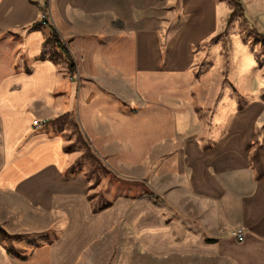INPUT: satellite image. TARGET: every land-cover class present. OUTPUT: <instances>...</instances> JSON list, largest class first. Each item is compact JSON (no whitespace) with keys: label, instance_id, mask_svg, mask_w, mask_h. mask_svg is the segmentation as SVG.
<instances>
[{"label":"crops","instance_id":"1","mask_svg":"<svg viewBox=\"0 0 264 264\" xmlns=\"http://www.w3.org/2000/svg\"><path fill=\"white\" fill-rule=\"evenodd\" d=\"M226 14L219 0H0V190L52 218L31 229L59 225L78 254L114 230L135 241L120 255L264 264V124L221 103L203 120L191 102L195 48ZM65 115L119 174L149 175L154 195L95 211L56 125Z\"/></svg>","mask_w":264,"mask_h":264},{"label":"rangeland","instance_id":"2","mask_svg":"<svg viewBox=\"0 0 264 264\" xmlns=\"http://www.w3.org/2000/svg\"><path fill=\"white\" fill-rule=\"evenodd\" d=\"M219 1L226 5L227 14L221 31L195 48L192 70L198 89L191 96V102L196 115L203 120L213 117L215 106L221 103L223 108L231 104L239 117L250 114L264 124V0ZM56 125L63 128L74 155L73 169L84 171L89 178V199L95 211L105 209L107 203L120 197L139 199L154 195L149 175L139 179L133 174H119V168L95 153L83 134L80 137L82 128L77 127L70 115L61 116ZM2 163L0 137V167ZM22 210L12 193L0 190V264H199L196 256H183L180 252L158 256L120 255L121 246H134L135 241L128 234L121 239L114 230L103 239L93 240L83 254H78L76 240H63V234H68L59 225L40 230L30 228L32 220H40V225H44L52 218ZM173 245L181 246L180 242Z\"/></svg>","mask_w":264,"mask_h":264},{"label":"built area","instance_id":"3","mask_svg":"<svg viewBox=\"0 0 264 264\" xmlns=\"http://www.w3.org/2000/svg\"><path fill=\"white\" fill-rule=\"evenodd\" d=\"M39 23L41 25H46L47 24V12L43 11L40 16H39ZM48 120L47 119H35L33 121L34 125L37 126H43L45 124H47ZM235 236L237 237V239L239 241H243L245 239V231L242 228H238L235 232H234Z\"/></svg>","mask_w":264,"mask_h":264},{"label":"trees","instance_id":"4","mask_svg":"<svg viewBox=\"0 0 264 264\" xmlns=\"http://www.w3.org/2000/svg\"><path fill=\"white\" fill-rule=\"evenodd\" d=\"M238 1V0H237ZM54 40L56 41V42H58L59 41V39L55 36L54 37ZM73 66V64L72 63H70V67H72Z\"/></svg>","mask_w":264,"mask_h":264}]
</instances>
